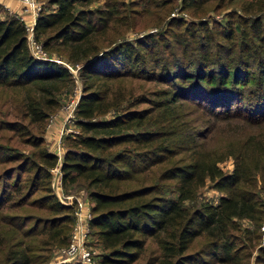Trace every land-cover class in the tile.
Returning a JSON list of instances; mask_svg holds the SVG:
<instances>
[{
  "label": "trees",
  "instance_id": "obj_1",
  "mask_svg": "<svg viewBox=\"0 0 264 264\" xmlns=\"http://www.w3.org/2000/svg\"><path fill=\"white\" fill-rule=\"evenodd\" d=\"M41 1L33 39L46 55L32 53L20 17L0 16V130L35 149L0 146V264H48L69 243L77 204L67 195L80 189L97 264H264V129L229 124L264 121V0H236L240 11L212 25L171 17L132 39L122 0ZM214 1L225 2L182 0V10L199 16ZM78 80L77 128L59 154L44 133ZM189 105L233 134L209 146ZM208 182L222 194L197 204Z\"/></svg>",
  "mask_w": 264,
  "mask_h": 264
},
{
  "label": "rangeland",
  "instance_id": "obj_2",
  "mask_svg": "<svg viewBox=\"0 0 264 264\" xmlns=\"http://www.w3.org/2000/svg\"><path fill=\"white\" fill-rule=\"evenodd\" d=\"M122 1L132 6L131 8H129L131 10V16L129 15V19L132 21L133 24H138V25L131 26L125 31L124 36L129 39L136 38L144 33L151 32V31L161 32V31L166 30V28H168V22L171 17H180V18L182 17L186 21H197L198 18H201V19L208 20L210 24L212 25L214 22H218V23L223 22L226 19L230 11H233V10L237 12L240 11L239 7L236 4V0H233L232 2L230 0H225L224 3H221L219 1H214L209 5L207 11L204 14H201L199 16L192 15L190 12L182 10V0H122ZM242 1H245V0H242ZM38 3L41 5L42 1L38 0ZM99 3H101V1H95L93 4L95 5ZM0 5H1L0 16H4L6 13L8 14L11 13L10 9L8 11V8L3 4L2 0H0ZM12 14H15V13H12ZM27 21L29 23L31 22V20H27ZM44 54L46 55L45 52ZM52 55L55 57L57 61L66 64L71 69L73 74L77 76L76 68H73L72 65L61 60L59 57L55 56V54H52ZM81 91L82 89H81L80 81L78 80L77 86L75 87L73 95L70 97V99L64 96L65 98L62 104L63 106L60 107L57 110V112H55L54 115H56L57 113H61V110H62V113L63 112L68 113L70 108L68 109L66 106L70 104L71 101L76 100L79 97ZM189 108L191 109V112L194 113V116L191 117L194 126L196 128H203L204 130L206 129L205 130V135L207 136L206 142L209 146L215 147V146L221 145L225 142L229 134H233L232 133L233 131H231L230 133L225 131L227 128H224V127L228 126L226 123H218V125H220V129H218L216 132L213 131L214 128H211V126H209L211 124L212 117L210 115H207L205 110L198 109L197 107H194V105H189ZM4 109H5V112L2 111L3 113L13 112L11 108H4ZM54 115H52V117L50 118V121H48L46 130L44 133V141L50 150L56 151L57 153L61 154L62 148L64 147L63 137L67 133H69L70 130H75L77 127H75V125L72 124L70 120L67 119L66 117L62 128L60 125L59 128L55 130V127L52 128V125H51L52 122H54L53 121ZM2 116L5 119L8 118V116L7 117L5 115H2ZM2 116L0 115V118ZM10 118H13V117L10 115ZM229 124L233 125L232 128H235L234 124H237L239 125L237 129L241 128V130H245V131H249V130L260 131L264 129V121H260V123L253 125L245 120L238 119L235 121H230ZM225 132H227V135ZM12 137L15 140V136L12 134L11 131H7L3 129L0 130V146H4V147L15 146L19 148L20 150L26 151L27 153H30L33 150L35 151V149H32L31 147H28L26 145H21V143L19 144L15 143L11 139ZM219 165L224 171L228 172L233 167V161L231 158H227L223 160L222 162H220ZM1 168L2 167L0 166V170ZM53 171L54 173H53V179H52L51 186L53 190L58 195H60L61 188L58 182L60 167L59 166L55 167ZM221 194H222L221 191L215 189L212 186V184L208 182L206 185L200 188L195 198V201L197 204L200 202L215 203ZM69 195L77 197L78 199L82 201L85 207L88 206V208H90V201L88 197L86 196L85 191L83 189L73 191L72 193H69L67 196ZM262 198L264 200V190L262 191ZM25 212L40 213L39 211H36L35 209L34 210L26 209ZM243 224L248 225L246 221H243ZM263 231H264V223L259 229V232H263ZM90 240L94 241V237L91 236ZM263 240H264V237H262L260 241L264 242ZM94 245L92 244L90 246L92 250L95 251V254H97L100 252V248ZM152 248L153 249L156 248L155 245L152 246ZM58 258H59L58 248H53V250L51 251V256H50L48 264H54V262L56 264V261L58 260Z\"/></svg>",
  "mask_w": 264,
  "mask_h": 264
},
{
  "label": "built area",
  "instance_id": "obj_3",
  "mask_svg": "<svg viewBox=\"0 0 264 264\" xmlns=\"http://www.w3.org/2000/svg\"><path fill=\"white\" fill-rule=\"evenodd\" d=\"M19 1L22 3L24 10L32 15L31 22L29 23L24 18V16L20 14L15 13V15L20 17L25 22L27 29V39L32 53L36 56H43L45 54L41 48V45L36 43L33 39V27L41 5L38 3V0ZM10 12L14 13L11 10ZM75 102L76 101L73 100L66 106L68 109L70 108L67 114V119H70L73 116L72 111ZM67 198L68 203H72L74 199H76V220L71 231L69 243L66 246L58 248L59 258L56 261V264H97L95 259V251H93L91 246L87 243L89 234L88 220L90 218L89 208L88 206L85 207L82 201L77 197L75 198V196L69 195Z\"/></svg>",
  "mask_w": 264,
  "mask_h": 264
},
{
  "label": "crops",
  "instance_id": "obj_4",
  "mask_svg": "<svg viewBox=\"0 0 264 264\" xmlns=\"http://www.w3.org/2000/svg\"><path fill=\"white\" fill-rule=\"evenodd\" d=\"M2 2L12 12L24 16V18L26 20H31L32 19V15L24 10L23 5H22V3L19 0H2ZM67 114L68 113H66V112L62 113V110H61V113H57L56 115H54L53 116V118H54L53 121L54 122H52V124H51L52 128L55 127V130H56V129L59 128L60 125H61V128H62V126L64 125V122H65V119L67 117ZM59 176H60V171H59ZM58 182H59V179H58Z\"/></svg>",
  "mask_w": 264,
  "mask_h": 264
}]
</instances>
